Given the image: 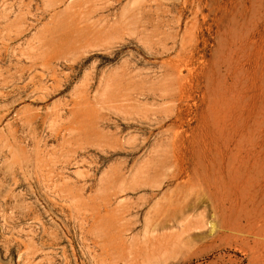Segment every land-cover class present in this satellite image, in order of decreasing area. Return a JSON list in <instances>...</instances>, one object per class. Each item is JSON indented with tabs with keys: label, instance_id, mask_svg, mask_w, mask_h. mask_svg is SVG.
<instances>
[{
	"label": "rangeland",
	"instance_id": "1",
	"mask_svg": "<svg viewBox=\"0 0 264 264\" xmlns=\"http://www.w3.org/2000/svg\"><path fill=\"white\" fill-rule=\"evenodd\" d=\"M251 137L264 0H0V264H264V181L224 259L145 223Z\"/></svg>",
	"mask_w": 264,
	"mask_h": 264
},
{
	"label": "bare ground",
	"instance_id": "2",
	"mask_svg": "<svg viewBox=\"0 0 264 264\" xmlns=\"http://www.w3.org/2000/svg\"><path fill=\"white\" fill-rule=\"evenodd\" d=\"M260 153L261 141L251 137L224 159L208 157L192 169L180 165L163 172L174 189L157 210L147 212V232L175 226L178 229L167 235L176 237L178 246L189 251L187 260L220 252L224 259L222 246L242 233L259 213L254 199L264 181V165L248 163L251 155ZM175 161L180 158L176 156Z\"/></svg>",
	"mask_w": 264,
	"mask_h": 264
}]
</instances>
